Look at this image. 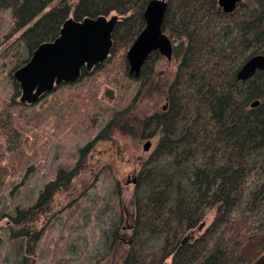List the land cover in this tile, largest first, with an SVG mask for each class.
Returning a JSON list of instances; mask_svg holds the SVG:
<instances>
[{
	"label": "trees",
	"instance_id": "16d2710c",
	"mask_svg": "<svg viewBox=\"0 0 264 264\" xmlns=\"http://www.w3.org/2000/svg\"><path fill=\"white\" fill-rule=\"evenodd\" d=\"M148 1L0 0V6L10 7L13 29L20 31L17 66L41 42L54 39L67 17L116 13L120 19L107 61L82 69L81 78L97 74L115 84L122 77L143 85L152 81L158 52L147 56L137 77L124 55L145 25ZM161 29L170 37V60L177 65L164 92L166 108L141 123L143 135L156 137V143L135 177L134 219L121 264H247L255 245L262 249L254 259L264 252V70L247 80L237 79L236 72L249 56L264 54V0H240L228 13L217 0H167ZM77 81L61 83L45 96L75 98ZM255 99L258 105L250 106ZM80 169L60 171L35 203L15 207L11 227L12 236L22 239L19 264H32L41 237V230L31 232L32 223ZM119 189L117 181L112 191L117 201ZM210 208H216L214 219L197 233ZM118 228L109 234V249L118 243Z\"/></svg>",
	"mask_w": 264,
	"mask_h": 264
},
{
	"label": "rangeland",
	"instance_id": "374dc122",
	"mask_svg": "<svg viewBox=\"0 0 264 264\" xmlns=\"http://www.w3.org/2000/svg\"><path fill=\"white\" fill-rule=\"evenodd\" d=\"M19 34L13 29L10 7L0 6V264H19L22 239L12 236L11 222L15 207L32 205L48 181L75 167H81L80 172L30 227L31 232L41 230L31 263L121 264L134 219L132 179L156 143V137L143 135L141 123L166 108L164 92L177 61L157 53L149 84L122 77L115 84L96 74L76 82L75 98L53 93L27 103L20 100L12 76L22 65L16 64L23 49ZM90 86L93 91H87ZM147 140L150 145L144 150ZM117 181L118 201L112 194ZM215 215L216 208L208 209L196 232L201 233ZM114 225L119 226V239L109 249ZM261 249L258 244L249 250L247 264Z\"/></svg>",
	"mask_w": 264,
	"mask_h": 264
},
{
	"label": "water",
	"instance_id": "95a60500",
	"mask_svg": "<svg viewBox=\"0 0 264 264\" xmlns=\"http://www.w3.org/2000/svg\"><path fill=\"white\" fill-rule=\"evenodd\" d=\"M240 0H217L224 12H232ZM167 0H149L143 11L144 27L125 52L129 73L137 77L140 68L152 51H157L170 61L172 42L161 29ZM120 17L111 15L86 16L82 19L67 17L58 35L41 42L29 58L12 73L20 88V100L34 103L46 92L61 83L74 82L81 78L82 69L91 71L104 63L113 44L112 31ZM257 70H264V54L249 56L236 72V78L247 80ZM255 99L250 106L258 105ZM150 140L143 149L147 150ZM135 183V178L132 179ZM251 264H264V252Z\"/></svg>",
	"mask_w": 264,
	"mask_h": 264
}]
</instances>
